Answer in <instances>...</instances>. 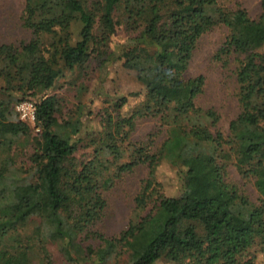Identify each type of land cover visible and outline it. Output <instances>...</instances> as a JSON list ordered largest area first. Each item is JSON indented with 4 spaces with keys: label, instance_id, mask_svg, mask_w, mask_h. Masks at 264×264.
I'll use <instances>...</instances> for the list:
<instances>
[{
    "label": "trees",
    "instance_id": "obj_1",
    "mask_svg": "<svg viewBox=\"0 0 264 264\" xmlns=\"http://www.w3.org/2000/svg\"><path fill=\"white\" fill-rule=\"evenodd\" d=\"M227 1L125 0L130 34L113 45L117 23L106 0H26L23 17L33 38L20 47L0 45V264L51 262L52 245L66 264H117L123 256L128 264H258L264 195L252 201L227 174L234 164L242 176L264 180V0L256 18ZM77 15L82 27L74 39ZM221 25L229 34L218 58H232L238 85L239 113L228 135L218 128V112L198 103L205 77L188 75L201 37ZM94 60L97 85H83L80 95L110 98L105 82L119 61L136 72L141 90L111 96L97 136L81 139L94 153L81 162L71 136L82 119L65 122L68 137L57 133L60 99L50 91ZM138 96L130 113L116 115ZM24 100L37 106L35 136L15 110ZM139 118H158L166 127L158 147L131 140ZM162 161L187 165L195 177L213 175L215 185L160 195L155 171ZM141 165L149 176L135 198V216L108 237L96 229L107 207L104 192ZM226 191L229 200L222 198Z\"/></svg>",
    "mask_w": 264,
    "mask_h": 264
},
{
    "label": "rangeland",
    "instance_id": "obj_2",
    "mask_svg": "<svg viewBox=\"0 0 264 264\" xmlns=\"http://www.w3.org/2000/svg\"><path fill=\"white\" fill-rule=\"evenodd\" d=\"M25 5L26 0H0V45L8 44L20 47L33 38L32 29L27 27L24 22ZM224 5L230 9L245 8L253 18L261 13L260 0H229ZM124 6L125 0H106L107 10L113 13L117 23L113 45L124 42L130 34L127 29V14ZM81 27L82 22L77 15L72 26L74 39H77ZM228 34L229 29L225 25L217 26L204 34L188 68L189 76L203 75L205 77V91L199 97L198 103L203 108H214L218 112L221 118L218 128L225 135L229 133L230 121L239 113L238 85L232 58L225 57L224 60L218 58L219 49L224 45ZM97 65L94 60L91 62V66L83 71L77 69L67 72L50 91L60 99L61 107L56 114L58 119L57 133L63 137H68L69 129L65 122L71 117L82 119L83 124L80 133L71 136L75 141H78L75 156L81 162H87L93 157V147L85 146L84 143L91 141L100 131L101 116L105 107L110 105L111 96L141 90L136 72L125 67L124 61H119L109 66V76L105 82V88L110 98L100 97V95L93 96L92 93H85L84 91L80 95L79 90L83 85L89 84L90 88L96 87ZM141 99L139 96L131 97L127 105L115 112L116 115H127ZM11 112L12 116L17 118L13 110ZM165 129L166 127L161 126L158 118H139L135 130L131 134V140L133 142L154 140L155 146L158 147L166 136ZM30 135L35 136L33 131H30ZM83 138H88V140L81 141ZM156 147H153L154 150L157 149ZM148 176V166L141 165L134 171L123 174L115 180L114 185L104 192L107 207L104 218L98 222L96 229L106 236L112 237L127 227L130 219L135 216V198ZM155 176L158 194L164 196H181L184 193L193 195L194 192L198 191L201 184H209V182L212 186L214 184L213 175L205 174L203 175L205 178L203 176L195 177L187 165H174L166 161H162L156 168ZM227 182L236 186L240 194L248 196L254 202H259L261 196L264 195V180L256 183V179L242 176L234 164L228 166ZM212 190L215 188L212 187ZM222 198L229 200L231 192H223ZM152 207L153 204H150L143 214H146ZM50 251L52 254L51 262L38 259L34 264H66L57 247L52 245ZM257 254L258 264H264V251H258ZM117 264H128L126 257L123 256ZM156 264L172 263L160 260Z\"/></svg>",
    "mask_w": 264,
    "mask_h": 264
},
{
    "label": "built area",
    "instance_id": "obj_3",
    "mask_svg": "<svg viewBox=\"0 0 264 264\" xmlns=\"http://www.w3.org/2000/svg\"><path fill=\"white\" fill-rule=\"evenodd\" d=\"M15 110L22 121L28 123L35 135L41 133L37 123V106L31 100H24L15 105Z\"/></svg>",
    "mask_w": 264,
    "mask_h": 264
}]
</instances>
